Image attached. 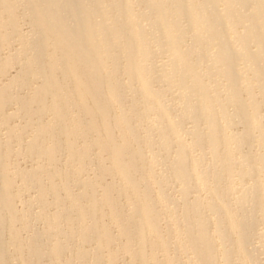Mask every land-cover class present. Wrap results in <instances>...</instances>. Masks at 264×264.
<instances>
[{"label":"rangeland","instance_id":"374dc122","mask_svg":"<svg viewBox=\"0 0 264 264\" xmlns=\"http://www.w3.org/2000/svg\"><path fill=\"white\" fill-rule=\"evenodd\" d=\"M0 264H264V0H0Z\"/></svg>","mask_w":264,"mask_h":264},{"label":"bare ground","instance_id":"6f19581e","mask_svg":"<svg viewBox=\"0 0 264 264\" xmlns=\"http://www.w3.org/2000/svg\"><path fill=\"white\" fill-rule=\"evenodd\" d=\"M52 19L53 20L51 21L52 22L51 24H53L55 26L56 30H58V32L65 33L67 35L68 42H69V43H67V45H68L69 49H74V51H71V52H72L73 57L75 59H77L76 60L77 63L86 68V73L81 75V76L74 77V82L79 85L81 92L90 96L94 102H97L99 99V96H100V91H101L100 89L102 88V85H101L100 79L98 80L97 77L94 76V72L96 69L94 67L95 65L91 62L92 52L88 49V46H87L88 40H84L81 36L78 37V33H79L78 30L67 32L64 24L62 23V21L57 16H54ZM103 97H101V99ZM102 100L101 101L99 100V101L102 103L104 101V103H105V100H103V101ZM95 104L97 105V103H95ZM98 110H101V109H98ZM102 110L105 111V108L104 109L102 108ZM91 112H92V110H91ZM91 115L93 116V114H91ZM117 149H120V148H117ZM116 154L119 155L120 153L117 152ZM118 155H116V156H118ZM116 158H120V157H116ZM121 159H122V157H121ZM121 159H119V160H121Z\"/></svg>","mask_w":264,"mask_h":264}]
</instances>
